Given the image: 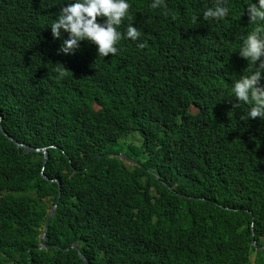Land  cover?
I'll return each instance as SVG.
<instances>
[{
	"label": "trees",
	"instance_id": "trees-1",
	"mask_svg": "<svg viewBox=\"0 0 264 264\" xmlns=\"http://www.w3.org/2000/svg\"><path fill=\"white\" fill-rule=\"evenodd\" d=\"M128 2L140 36L98 57L57 54V0H0L3 128L49 149L0 129V264H264V120L228 97L249 0Z\"/></svg>",
	"mask_w": 264,
	"mask_h": 264
},
{
	"label": "clouds",
	"instance_id": "clouds-1",
	"mask_svg": "<svg viewBox=\"0 0 264 264\" xmlns=\"http://www.w3.org/2000/svg\"><path fill=\"white\" fill-rule=\"evenodd\" d=\"M57 3L59 8L56 16L47 27L56 39L61 37V30L67 33V37L56 50L58 55H74L80 49L81 41L95 45L98 57H105L110 53L115 55L118 52L116 45L122 35L123 38L133 41L140 36V32L131 23L126 25L123 34L118 30L122 21L129 16L128 0H57ZM148 7L163 8V15L169 14L165 0H151ZM235 14L239 17L246 14L249 24L247 34L241 36L234 50H238V56L246 66L232 81L231 95L228 97L234 98L233 110L240 109L242 105L247 106L246 111L240 115V120H264V0H249ZM229 15L230 0H213V5L202 12L204 20H224ZM197 19V15L191 16L193 23ZM63 68L56 69L58 78L65 77Z\"/></svg>",
	"mask_w": 264,
	"mask_h": 264
},
{
	"label": "water",
	"instance_id": "water-1",
	"mask_svg": "<svg viewBox=\"0 0 264 264\" xmlns=\"http://www.w3.org/2000/svg\"><path fill=\"white\" fill-rule=\"evenodd\" d=\"M3 121H4V118L2 117V115H0V129H2V131L7 135V137L12 140V141H15L3 128ZM15 143L18 145V147L20 148H23L26 153H29V152H37V153H41L44 155V166L46 165L47 161H48V149L47 148H33V147H30L28 145H25V144H21L17 141H15ZM122 160L124 161H127V162H131V163H134L133 161H131L130 159H128L127 157H121ZM45 177V176H44ZM46 178V177H45ZM48 180H50L49 178H46ZM52 182H56V180H50ZM61 183H60V188H61ZM61 197H62V192L60 190V194H59V199L57 201V204L56 206L51 210V213H50V216H49V219H48V222L46 224V228H45V231H44V234L42 236V244L44 247H49V243L47 241V234L49 232V229H50V225L58 211V208H59V203L61 201ZM72 247H75V248H78L77 244H73ZM85 258V257H84ZM87 259V261L89 262V264H91L90 260L88 258H85Z\"/></svg>",
	"mask_w": 264,
	"mask_h": 264
},
{
	"label": "rangeland",
	"instance_id": "rangeland-1",
	"mask_svg": "<svg viewBox=\"0 0 264 264\" xmlns=\"http://www.w3.org/2000/svg\"><path fill=\"white\" fill-rule=\"evenodd\" d=\"M256 259V256H254L253 260Z\"/></svg>",
	"mask_w": 264,
	"mask_h": 264
}]
</instances>
